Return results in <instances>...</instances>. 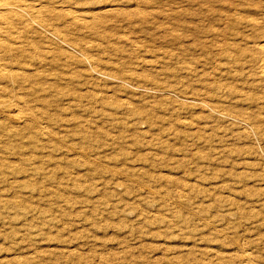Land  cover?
Masks as SVG:
<instances>
[{
  "label": "rangeland",
  "instance_id": "1",
  "mask_svg": "<svg viewBox=\"0 0 264 264\" xmlns=\"http://www.w3.org/2000/svg\"><path fill=\"white\" fill-rule=\"evenodd\" d=\"M61 1L37 35L51 149L1 186L0 264H264V89L220 53L248 56L264 0H161L170 34L134 0Z\"/></svg>",
  "mask_w": 264,
  "mask_h": 264
},
{
  "label": "bare ground",
  "instance_id": "2",
  "mask_svg": "<svg viewBox=\"0 0 264 264\" xmlns=\"http://www.w3.org/2000/svg\"><path fill=\"white\" fill-rule=\"evenodd\" d=\"M56 1L57 0H0V197L2 196L1 194H3L2 192L4 190H6L7 188H11L16 183L14 182V179H16L17 176L23 174V170L26 171V173L28 172V174H30L29 171L35 170V168L33 167L35 156H33V154L36 152V150L39 149V147L41 150H44V151L51 149L50 143H51V139L54 134L52 130V125L56 124L54 120L55 118H53L54 116L52 113V109H53L52 108L53 107V99H52L53 97L52 96L54 95L53 94L54 87L50 83V79H49L50 74H49V71L47 70V68L49 69V67H47L48 63L46 60L47 59L46 53L44 51H41L38 54L39 45H37L38 43L37 35L41 33L42 29L46 31L44 25L45 23L47 24V22H49V19L48 21L46 20V22H44L43 24L42 23L43 19L45 20V18H47L46 15H45L46 17L43 18V15L49 9V5L56 3ZM134 1L135 3L134 5H132L133 7L131 6L129 8V11L125 13V19L128 22V24L139 25L141 27L156 24L155 26H153L154 27L153 29L164 30L165 32L168 31L166 33L170 34L169 28L171 27L168 26L169 27L168 28L167 26H164V24L166 23H158V20L160 18L158 15L164 13L165 11V8L161 6V2H162L161 0H134ZM68 2L69 0H62L59 3L62 4V3H68ZM127 3L129 2L127 1ZM120 4H123L121 3V0H113V6L115 5L119 6ZM234 10L238 13L236 9ZM183 13H187V12H183ZM133 14L134 15L136 14L138 16V20L136 19L137 20L136 22L134 21L135 19H133V16H132ZM168 15L169 14L167 13V16ZM185 18H186V15H185ZM201 18H204V17L201 16ZM223 18H224V15H223ZM243 23L245 24L246 20H244ZM221 24L222 23H220V25ZM254 25H257V24H254ZM181 26L183 25H180V28ZM259 26L261 27V25ZM188 30H187V33H188ZM140 31L148 32V30L146 29H141ZM46 32L48 35H51L50 34L51 30L49 28L47 29ZM46 32H44V34ZM236 34L237 33H235V35ZM207 38L209 39V37ZM240 41H243V40H240ZM227 42L229 41H226V43ZM222 43H219V45ZM228 48L224 50L219 49L221 54H226V55H223L226 59H229V58L231 59V60H228L229 61L228 63L233 62V64L241 66L242 71L248 70L250 73L253 74L252 76H257V79H254L251 85L254 90L264 89V36L259 37L256 41L252 42V47L250 46V48H252V51L247 53L248 56L244 54L243 56L245 57L244 59L242 58L243 60L241 61L237 58L235 60L233 58L234 55L230 52ZM235 50L236 48L234 49V51ZM118 83L122 84V82H119V81ZM251 86L249 85V87ZM137 89H139V91H142V92L147 91L146 93L148 94V96L150 95V97L152 98L153 96L163 97L166 95L165 92L160 88H155V87L149 88V87L139 86V88ZM184 98L186 101H189L188 102L189 104L191 101V103H193L197 107L204 108L207 103V102L205 103L204 101L200 99H193L189 97H184ZM76 100L77 99H73V100L71 99V103L69 105L72 106L73 105L72 102H75ZM171 104L173 105V102H171ZM255 105L256 107H259L256 103ZM229 121H230V118H229ZM239 124H242V122L240 121ZM61 127L62 126H60L59 128ZM61 130L64 131L66 129L61 128L60 131ZM24 166L28 168L23 169ZM1 186L7 187V188L4 189Z\"/></svg>",
  "mask_w": 264,
  "mask_h": 264
}]
</instances>
